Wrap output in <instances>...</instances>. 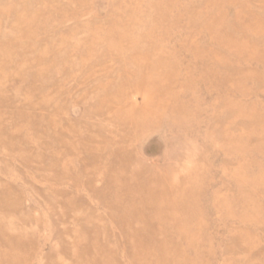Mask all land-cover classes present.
I'll return each instance as SVG.
<instances>
[{
    "label": "rangeland",
    "instance_id": "1",
    "mask_svg": "<svg viewBox=\"0 0 264 264\" xmlns=\"http://www.w3.org/2000/svg\"><path fill=\"white\" fill-rule=\"evenodd\" d=\"M0 264H264V0H0Z\"/></svg>",
    "mask_w": 264,
    "mask_h": 264
}]
</instances>
